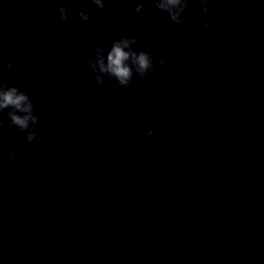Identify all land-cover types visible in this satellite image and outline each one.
Here are the masks:
<instances>
[{
    "label": "clouds",
    "instance_id": "9594fccd",
    "mask_svg": "<svg viewBox=\"0 0 264 264\" xmlns=\"http://www.w3.org/2000/svg\"><path fill=\"white\" fill-rule=\"evenodd\" d=\"M146 2H150L156 11L176 25H183L184 14L195 11L192 4L199 3L202 30L216 27L219 32L218 39H231L229 33L224 32L220 26L214 25L210 19L212 11L209 5L212 0H136L133 11L137 14L141 13ZM90 4L96 11L106 10L105 0H90ZM55 12L58 16L51 20L53 28L58 23L70 21L68 9L63 3L58 4ZM75 16L79 18V25L73 29V38L76 42L82 41L85 34L94 36L101 31L100 27L93 23L90 11L77 10ZM109 22H114L113 18L110 17ZM107 36L114 37L107 51H105L104 37L100 36L91 45V55L84 57V63L88 66L97 88H102L106 81H114L116 88H130L134 83H143L149 74L163 71L167 67V59L154 52L150 44L145 43L140 48L134 47L140 44L137 36L123 35L118 31H110ZM34 52L38 56L45 55L43 47L39 45L35 47ZM56 65L57 68L62 67L59 60L56 61ZM5 72L11 74L10 79L13 81L20 79L14 62L12 60L5 62L0 58V129L7 127L12 130L10 134L20 144H35L36 147L31 155L39 157L46 149L48 138L43 136L38 128L40 117L37 107L27 89L5 82L3 78ZM66 83L71 85L70 81ZM140 134L155 138L156 130L152 127H143L140 129ZM161 135L171 137L170 145L175 142V137L169 130H162ZM8 157L11 161L18 159L13 151L8 152Z\"/></svg>",
    "mask_w": 264,
    "mask_h": 264
}]
</instances>
